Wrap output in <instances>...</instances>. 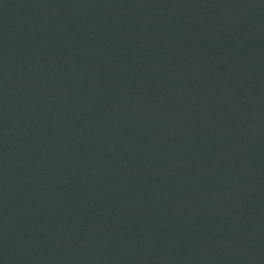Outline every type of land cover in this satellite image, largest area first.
<instances>
[{
	"label": "water",
	"instance_id": "obj_1",
	"mask_svg": "<svg viewBox=\"0 0 264 264\" xmlns=\"http://www.w3.org/2000/svg\"><path fill=\"white\" fill-rule=\"evenodd\" d=\"M0 264H264V0H0Z\"/></svg>",
	"mask_w": 264,
	"mask_h": 264
}]
</instances>
